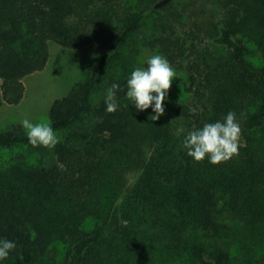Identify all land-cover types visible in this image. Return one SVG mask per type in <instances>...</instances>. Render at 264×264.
<instances>
[{"label": "trees", "instance_id": "16d2710c", "mask_svg": "<svg viewBox=\"0 0 264 264\" xmlns=\"http://www.w3.org/2000/svg\"><path fill=\"white\" fill-rule=\"evenodd\" d=\"M157 1L0 0L7 104L44 68L50 42L99 46L83 79L49 107L55 148L31 146L19 126L0 132V151L20 149L0 159V237L17 244L4 264H264V0H218L200 35L141 34ZM143 49L186 75L187 97L158 121L123 90L117 111L105 110L106 89H123ZM229 111L241 126L238 154L194 162L176 129Z\"/></svg>", "mask_w": 264, "mask_h": 264}, {"label": "rangeland", "instance_id": "374dc122", "mask_svg": "<svg viewBox=\"0 0 264 264\" xmlns=\"http://www.w3.org/2000/svg\"><path fill=\"white\" fill-rule=\"evenodd\" d=\"M146 18L141 29V34L170 33L179 36H187L189 32L201 33L205 25V18L217 17L220 13L218 0H170L167 4L155 8ZM153 32V33H152ZM99 53V46L90 44L78 48H65L54 42L49 43V57L42 70L25 76L23 97L17 104H7L0 91V132L20 126L19 121L24 117L34 122L48 123V110L51 103L64 96L70 88L83 79L87 64ZM157 53L154 50L143 49L139 56V66L147 56ZM248 59L259 64V57L255 47L248 45ZM177 73L171 86L170 107L178 100L187 97L183 90L182 82L185 80V72L178 66L172 65ZM1 84V80H0ZM20 149L1 150L0 159H6ZM21 153L32 160V150L22 149Z\"/></svg>", "mask_w": 264, "mask_h": 264}, {"label": "clouds", "instance_id": "9594fccd", "mask_svg": "<svg viewBox=\"0 0 264 264\" xmlns=\"http://www.w3.org/2000/svg\"><path fill=\"white\" fill-rule=\"evenodd\" d=\"M174 78H177V73L168 59L163 54L153 53L146 57L143 66L134 67L127 76L123 89L117 82L106 89L105 110L108 113L117 111L119 104L116 94L118 90H123L129 106L134 107L137 113L151 109L148 118L158 121L165 115L166 103L170 102L169 90ZM19 124L33 147L51 149L59 143L55 129L47 122H34L24 117ZM176 134L183 136L181 148L194 162L207 159L208 163L216 165L227 162L238 154L241 126L237 114L229 111L221 119L205 123L202 127L191 130L178 127ZM16 248L15 241L0 237V264H4Z\"/></svg>", "mask_w": 264, "mask_h": 264}, {"label": "water", "instance_id": "95a60500", "mask_svg": "<svg viewBox=\"0 0 264 264\" xmlns=\"http://www.w3.org/2000/svg\"><path fill=\"white\" fill-rule=\"evenodd\" d=\"M170 0H158L157 2L154 3L153 7L154 8H159L165 4H167Z\"/></svg>", "mask_w": 264, "mask_h": 264}]
</instances>
